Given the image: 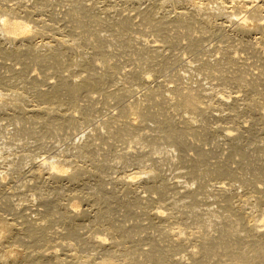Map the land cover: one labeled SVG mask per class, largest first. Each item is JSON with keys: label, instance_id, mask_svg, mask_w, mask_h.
<instances>
[{"label": "bare ground", "instance_id": "6f19581e", "mask_svg": "<svg viewBox=\"0 0 264 264\" xmlns=\"http://www.w3.org/2000/svg\"><path fill=\"white\" fill-rule=\"evenodd\" d=\"M3 1L4 0H0V59L15 60L12 62L15 63L17 61L22 67L20 65V70L18 68L17 70L14 68H7L8 71L5 70L7 71L6 74L9 72L7 76H3L4 71L1 72L0 70V91L3 93L0 99V117L5 116L8 123L13 126H11L13 130H11L12 138L9 140L10 137H7V141L4 139L3 141V123L1 124L2 127L0 125V157H3V161L6 160V163L8 162L7 165L10 164V166H12V170L9 167L10 171H13L14 174L16 173L17 176L20 174V169H22L21 165H25L26 162L29 163L31 158H33L31 154H28L31 152L32 148H34L35 151L37 150L36 148L42 149L43 147L44 149L49 137L54 140L57 139L59 135L61 136V133L62 135L63 133L65 134V136L62 137L66 140L68 131L73 132L70 130L75 128L80 122H89L92 115L96 113L94 110L98 109V111H96L99 112L100 109L96 107V109H93L94 104H91L94 103L92 101L93 97H91L93 92L100 93L105 99L112 98L116 101H120L134 85L140 86L144 84V86L148 87V90L145 91L140 98L122 103L123 105L119 106L117 113L109 115L104 123L105 130L94 131L91 129L93 131H89L87 135L83 134L86 136L82 141L70 142L69 145L68 143L66 144L65 151L62 152L63 155L66 153L64 158L66 159L68 158L67 156H71L73 159H76V161H87L89 163L87 167L84 165L82 168V165H80L81 163L77 166L75 160L69 161L71 163L75 161V164H69V162H67L68 160L66 161L63 155H60V152L59 156L63 159H45L47 155L42 161L39 163L37 162V166L32 169L34 179L38 182L43 180V178L46 179L48 175L49 178L51 177L49 181L54 179V184L50 182L53 186L49 191L46 187L49 183L44 186L45 188L43 187V190L46 189L47 192L44 194L42 193L39 202L42 201L44 209L36 211V214L33 213L35 215L20 214L21 212H18L20 210H15L14 213L16 214V218L14 219L11 217L15 222L11 223L10 221L6 223L4 221L5 217L3 215L1 216L4 218L0 216V227L7 232L5 233L3 231L5 234H3L4 236L2 240H0V264H64L63 259H61L62 255H59V258V256H57L58 252L56 253L59 247L55 250V246L64 245L65 242L74 250V252L72 250V252L69 251L68 253L64 248L68 253H65L67 257V260L65 258V264H109L113 258L112 256L122 249L119 248V250H115L114 248H118V246L122 245L126 246L125 243L127 242L131 245L129 247L126 246L129 249L127 252L125 251L126 255L124 256H128L123 260L127 261L126 259L128 258L130 264L131 261L132 264H181L179 262L180 260H176L172 257V253H175L176 250L188 254V262H186V264H264V156L259 155L260 152L258 153L259 149L264 153V144L257 146L260 142L258 143L257 140L259 137L256 138V136H260V134L257 135L259 131L260 133L262 130L264 132V73L261 74L260 71H258L260 74L256 72L258 73V75L255 73L257 76L250 77L249 75H254V73L248 70V72L251 73L249 74L244 67L238 66L236 63L237 60L235 59L236 56L234 55V57L232 55L233 51H231L235 44L237 46L239 45V47L241 46L246 49V52L253 54V57L255 55L258 58L257 61L260 60V63L264 66V38L262 36L256 37L255 40H253L255 42H252V39L250 40V37H248L251 42L245 41L248 40L245 35L255 32L259 34L260 31L262 32L264 30V0H245V4L239 2L238 8L244 5L242 10L245 11L240 19L235 17L236 12L234 11L235 14H233L234 12L232 13L231 11L233 9L229 7L228 3L231 0L228 2L227 0H150L148 4H146L148 1L143 5L138 3L142 6H137V11L132 8L133 3L130 2V0H122L123 3L129 1V5L132 3L130 8L138 13V18L140 19V22H137L139 23L138 25H141L142 29L145 28L147 31L155 33L157 35L156 39L161 42V44H148L145 39L147 44L140 43L137 49L138 57L141 60L139 66L135 69L123 71V73L119 72L117 66L113 63L105 62L104 69L100 72L95 71L93 65V55L99 57L100 60H104L107 54L106 48L108 44L113 43L126 46L130 41L132 32L134 33L135 25H137L135 22H132L133 19H130V17L118 15L116 11L120 8L115 9L116 6H113L115 3L111 5V2L108 4L105 0H99L103 4V6H101L102 4L98 3H96V5H90L91 2L87 5V0H63L64 2H69V5L66 4L68 6L65 8L67 11L65 10L66 14H64V16L67 15L66 17L72 25L68 26V31H65L63 35L66 36L65 38L68 37V39L58 36H51L52 39H50V37L46 36L47 39L49 38L50 40H44V42L40 44L36 43V41L32 42L34 39L30 40L31 38L23 42L25 37L20 35L23 34L26 36V33L32 30L34 36L38 34L40 37L43 34L46 35L47 33L45 31L51 30V28L55 30L58 25L57 22L60 21H58L57 15L55 14L56 10L54 12L52 8V5H54L51 3L52 1L10 0L13 2L11 5H7L5 2L6 0L4 1L6 4H4ZM28 1H30V4H27ZM54 1L57 2L56 7L58 6V2L64 3L63 1L61 2V0ZM226 2L228 6H226ZM212 3H216V5L213 7L211 6ZM97 4L101 7L98 8L99 6H97ZM127 6H124V8ZM227 7L231 10L227 11ZM112 10H116L113 12L119 17L113 18L114 14L111 17ZM119 11L123 12L122 7ZM61 16L63 17V15ZM217 17H225L226 20L232 24V32L230 30L232 33V35H230L232 37H229L227 33V36L232 40L227 37V41L225 39L223 45L218 48L215 46V48H217L216 51H218L217 53H219L218 56L210 54L206 59H198L195 53L197 49L200 47L202 48L203 42L206 40L205 38H207L206 35L209 34L208 36H210L212 33L221 32L220 30L223 26V22H217ZM20 18L23 20H20ZM37 22L39 24L41 22L42 25H37ZM137 26L136 30H138V28L140 29L141 26L138 28ZM194 31L200 32V34L194 35ZM222 33L220 34L221 36ZM61 34H63V32ZM30 35L31 34H29V36ZM261 35H263V33ZM179 36H184L187 40L185 45L182 46L185 51L187 50V54L189 51L191 54L194 53L196 57L194 54L192 56L193 58L191 57L192 64L189 63L188 66H186L185 72L187 73L180 72L181 68H179L171 74H166L164 70L169 68L172 64L171 62L177 61L175 60L177 57H175V59H173V57V60H171L170 57H165L163 48L177 47L179 45ZM243 36L245 40H243ZM254 36L256 35H253V39ZM223 37L224 36H222V40L224 39ZM233 37L237 41H235ZM39 39L43 41V39ZM157 40L154 39L153 42ZM228 40L231 42L234 40L235 42L233 41L231 43L228 42ZM150 42L152 43V40H150ZM5 60L4 62H7ZM0 61L3 62V60ZM4 62L2 64L0 63L1 67H4ZM6 66L7 64L5 68ZM9 66H11V63L8 67ZM30 66L38 68L40 72L42 71L45 75V72H47L46 70L51 68V72L53 73V75L52 73L51 75L56 78L54 79L55 81L52 82L48 80L52 83L47 84L45 82L48 87L41 89L39 87L41 81L35 77L28 76L30 72H27V69ZM76 68H82L86 71V74L83 76L72 74L65 76L62 74V70L64 69L70 70L72 73ZM230 69L233 70L231 71ZM214 71H217V73H214ZM151 73L162 74L164 78L160 80L155 78L156 80L154 79L155 83L153 84L150 82V79L153 80ZM115 78L121 79L123 88L116 91L107 90L106 84ZM213 79H215L214 83L211 82ZM44 81L47 80L45 79ZM170 83L172 84L168 85ZM227 84L229 86L233 85L230 87L235 86L238 88L236 92L240 91L242 93L241 96L237 94L234 95V90L232 91L234 92L232 93L233 96L227 93L231 96V101L227 100L226 97H224L227 96V94L223 96V91L220 92L221 90L218 88H222L223 85L228 86ZM80 96L86 97L85 102H89L90 98L92 102L90 101L91 103L88 105L85 103V106H83L84 103L80 105L78 104V99L82 98ZM28 102H31V107L26 108L25 104L27 105ZM24 110L27 112H24ZM73 110L79 112V118L71 114ZM228 110L229 112L231 111V113L233 112V114L229 113L227 115L226 113L228 112L226 111ZM223 112L226 115H224ZM243 116L246 121H251V127L247 128V123L246 126L242 125L243 122L242 124L240 123L239 119ZM256 125H260V128H256L258 127ZM65 129H67V132H62ZM233 130H236V133H232ZM67 135L71 134L69 133ZM210 136L214 138L221 136L220 139H225L230 146L231 153L228 155L226 153L227 150H224V154L226 153L225 155L229 156V161L233 156L236 157L235 159L238 158V163L232 158L234 163L229 164V161H226V156L222 154L223 157L225 156L224 160L218 151L216 152L223 158V160L222 158L220 159L221 163L218 161V163L212 164L217 156L214 157L215 159L212 163L208 162L209 158H212L210 155L212 154L211 156H214L217 153L213 155L214 152L211 153L213 149L209 148V150H206L207 148L204 150L202 144L201 147H199L200 144L198 145L197 143L198 146H195L196 144H194V141H206ZM69 138L68 136L67 140ZM214 138H211V140ZM95 139L107 141V143L102 141L103 144L106 145L104 148H107V145L108 147H114V145L116 147L118 142H122L125 139L134 140L141 146L136 151H130L131 153H127V151L126 153L122 152V154L120 152L118 155L117 151V155H113L110 151L115 152L117 149L115 151L112 148V150H100L97 145L102 144V142L96 140L98 142L95 143ZM223 139L221 141H223ZM217 140H219V138ZM256 140V146L258 147V151H256L258 154L254 150L256 146L253 148V142H256ZM259 140H261V138ZM61 141H59V144H61ZM209 141L207 140L206 142ZM227 142L225 145H227ZM49 143L51 144V142H48V144ZM249 144L250 147L252 145L253 149L249 147L252 153L248 150L247 146H249ZM50 146L52 147V145ZM190 147L195 150L194 156L188 153L184 154V151H189L190 149L188 150L187 148ZM222 147H224V145ZM21 148H24V150L26 149L25 152H20V150H23ZM253 150L256 155H258L257 158L261 156L263 160L258 158L259 162L255 161L254 159L256 156L254 159L252 157L254 155ZM26 151L29 152L27 153ZM190 152L194 153L191 150ZM229 152L228 149V153ZM186 154L189 155V157H191V155L193 157L186 159ZM233 161L230 162L232 163ZM235 161L238 165H235ZM31 162L33 163V161ZM113 164H119V166L123 164H133L136 165V167H143V169L141 168L143 172L135 171V169L133 173H139L140 175L143 173V176H147L148 179L145 178L147 181L149 180V182H139V180L138 182L139 184L143 183L141 187L149 195H157V197H154L157 203L152 197H147L146 200L143 197V201L141 196L138 197V195H135V190L139 188L138 182H135L137 180H135L137 177L136 175L125 174L123 177L121 176L117 177V180L115 179L116 182L114 181V183L117 185L119 184V188L121 189V191L118 190L120 191L119 194L122 193L120 197H118V193L116 196V192L106 191L102 182L103 173L101 175V170H105L104 168H106L107 172V168H110L111 165L114 166ZM232 165H235L237 168H233L234 166L232 167ZM166 172L172 174L177 172V177L179 173L185 181L179 176L183 182L180 180L182 183H178L183 185L187 184L185 189L183 191L177 189L175 183H173L174 181H172L173 184L168 183L164 177ZM14 174L11 175L14 176ZM64 175H66L65 178H68L72 184V189L74 191H80V194L84 190H81V186L85 181L84 179L90 177L95 180V182L93 181L94 183L91 190L89 189V191H93L92 195L87 197L89 198V201L87 200L89 203H87H91L94 206L93 209H95V211H92L95 214L90 216L91 213H89V219H87V214L85 213L87 211H84L85 218L87 219H85L87 222L86 224H76L80 222L79 220H75L76 223L73 222L74 218H78L79 216V213L78 216H76L78 211L75 209L77 205L75 202L77 201H69L66 204L64 201H61V197L65 194L62 188L64 186L61 187V182L57 184L54 181L60 180ZM142 178L143 177H141V180ZM87 180H89V178ZM105 180H107V178H105ZM40 182H42V184L47 183H45V181ZM184 182H186V184H184ZM256 182H259L262 186ZM80 183L82 184L79 187ZM85 183H88V181ZM41 186L42 185H39V187ZM66 187L67 186L64 188L66 189ZM68 187L66 190L71 189L69 185ZM82 188H84V185ZM17 189L16 191L18 192ZM9 190H11V188ZM73 190H71L72 194L74 193L72 192ZM41 191L42 190H40V192ZM86 192L87 191H85V193ZM38 193L35 194L37 195ZM74 194L76 195L77 193ZM82 195L85 196V194ZM10 197H12V194ZM171 198L174 200L176 198V200L172 201L170 200ZM209 198H213L215 201L211 200L212 205L217 204L215 209L210 207L204 208L203 205V208H197V205H200L204 200L207 201ZM251 198L253 201H251ZM153 201L156 204H160L158 209L163 207L166 203H169L168 205L170 207V204H177L181 208L183 207L185 211L178 209L182 214L184 213L183 216H185L181 221H185L181 223L179 220L180 222L178 221L177 223H180V226L183 227L181 229H184L182 231L186 232V234L185 236L180 235V237L175 235V237H178L173 238L172 236L174 235L172 234L174 233L171 234L170 231L167 230V227L170 229L175 224L172 225L173 222L168 220L169 217L168 219L165 217L168 221L163 218L162 215L164 216V214L160 215L155 213L152 218L149 216L152 225L150 227L158 230V235L156 237L155 235L153 237L151 236V238L149 237L147 240L148 245L145 244V247L146 245L148 247L144 249L141 245L140 247H142V249H140L136 246L137 241H135L137 238L136 236L139 234L134 236L130 226L128 227L125 225L126 223L120 222L121 220L116 221V217L114 218L113 215L116 214L118 210H121L124 211V215H122L124 218H129L126 216L133 215L134 213L136 216L137 213L133 211L136 206L141 207L142 211H148ZM81 202H83V200ZM211 203L209 202V204ZM246 204H251L250 209L248 207L249 211H247L248 209L246 210L247 206H249ZM10 205L4 203L3 207H1L2 211L4 209L9 210L11 208ZM168 205H166V207ZM173 209L172 207V210ZM169 210L171 211V209ZM254 210L259 213L257 218L254 216L255 214L253 215L254 217L252 216ZM170 211H168L169 215L172 214H170ZM151 212L154 214L152 210ZM176 213L177 212H175L174 219L177 216ZM173 216V214L170 216V220L173 219ZM179 216H177V218ZM183 216H180L179 219ZM139 217L141 216L139 215L138 218ZM122 221H124V219ZM136 221H134V223H136ZM139 223H141V220ZM188 224L193 226L197 225V227L195 226L196 230H186ZM79 227L87 228L88 232L80 235L82 231L80 233L78 232ZM142 228L143 227H141V229ZM173 228L175 230L176 226ZM135 229L136 228L132 229L133 232ZM180 232L179 234H183ZM133 236L136 238L134 239ZM136 240H138V238ZM53 242L56 244L52 246ZM166 242L169 243L165 245L164 243ZM193 242L195 244V249L192 250L191 248L194 247L192 246L191 248L189 247L188 250L189 244H193ZM49 243H51V246L48 245ZM44 244L48 246L43 247ZM16 246L20 247L17 248L20 254L18 258L13 257L15 254L13 256L9 254L10 250H13ZM81 246H88L90 249H88L89 252L87 254L82 253L83 249H81ZM111 247L114 248L111 249ZM113 250L116 252L114 253ZM123 250L122 252H124ZM97 251H99V255L102 254V258L99 256L100 258L98 259L93 256V253L96 254ZM100 251H103L104 254L100 253ZM121 254H119V256ZM124 256L121 258H124ZM121 258H119V260H121ZM115 260L118 264L119 260L114 258L113 262ZM120 262L123 263V261H119V264ZM182 263H185L184 259Z\"/></svg>", "mask_w": 264, "mask_h": 264}, {"label": "rangeland", "instance_id": "374dc122", "mask_svg": "<svg viewBox=\"0 0 264 264\" xmlns=\"http://www.w3.org/2000/svg\"><path fill=\"white\" fill-rule=\"evenodd\" d=\"M5 1V0H4ZM3 1V3L4 4H6L7 3V5H11L13 2L12 1H10V0H6L5 2ZM48 1H52L51 3H53L54 5H52V8L54 9V12H55V10H56V12H55V14L57 15V18H58V21H60V22H57L58 23V25L56 26V28H55V30H54V28L52 29L51 28V30L53 31H51V30H47V31H45L47 34L46 35H41L40 37H39V35L37 34V35H33L32 34V30L29 32V33H26V36L25 35H23V34H21L20 36H24L25 37V40H23V42H26V41H28L30 38V40H32V39H34V41L32 40V42H35L36 41V43H40L41 44V42H44V40L45 41H47V40H50V39H52L51 38V36H53V37H66V36H63L64 35V33H65V31H68V26H72L70 23H69V19L66 17V16H64V14H66V12H65V8L69 5V2L68 1H66V2H64L63 0H61V2L63 1L64 3L63 4H65V5H63L62 3H59L58 2V6L56 7V5H57V2L56 1H54V0H48ZM112 1H114V0H109V1H107V0H105V2L106 3H108V4H110L109 2H111V5H112V3L114 4L113 6L115 7V9H121V7H122V10H123V12H121V11H116V10H112V13H111V17L113 16V14H114V17L113 18H115V17H119L118 15H120V16H128V17H130V19H133L132 20V22H135V24H139V23H137L138 21L140 22V19L138 18L139 16H138V13H136V11H137V6L139 7V6H142L144 3H146L147 1V3L146 4H148V3H150V0H133V1H131L130 0V2H132L133 3V6H132V3H131V5H129L130 4V2L128 1V2H124L123 3V1L122 0H115L114 2H112ZM228 1H230V0H227V2ZM244 1L245 0H231L228 4H229V7H231V9H233V10H231L229 7H227V11L228 10H231L232 11V13L235 11L236 12V14H235V12L233 13V14H235L234 16L236 17V18H238V19H240L243 15H244V13H245V11L244 10H242V7L244 8V5H242V7L240 6L239 8H238V5L240 4V3H242V4H245L244 3ZM90 2H91V4H90ZM100 2V3H99ZM118 2V3H117ZM143 2V3H142ZM215 2V1H214ZM227 2H226V4H227ZM240 2V3H239ZM96 3H98V4H102V2L101 1H99V0H97V1H95V0H93V3H92V0L90 1V0H87V2H86V4L88 5V4H90V5H96ZM129 3V4H128ZM137 3V4H136ZM138 3H141V4H138ZM232 3H234V4H232ZM27 4H30V1H28L27 2ZM66 4H68V5H66ZM97 4V6H99L98 8H100L101 6H103V4L100 6V5H98ZM118 4V5H117ZM121 4V5H120ZM124 4V5H123ZM228 4L226 5V6H228ZM120 5V6H119ZM128 5V6H127ZM216 5V3H212L211 4V6H215ZM230 5H233V6H230ZM60 6V7H59ZM64 6V7H63ZM118 6V7H117ZM124 6H127V7H125V8H127V9H125L124 8ZM132 6V8H134L136 11H134L132 8H130ZM56 9H55V8ZM60 9H59V8ZM62 8V9H61ZM241 8V9H240ZM64 9V10H63ZM132 9V10H131ZM217 10V9H216ZM240 10H242V11H240ZM67 11V10H66ZM113 11H116V13L118 14H116L115 12H113ZM238 11V12H237ZM240 11V12H239ZM119 12H120V14H119ZM135 12V13H134ZM122 13V14H121ZM124 13V14H123ZM238 13V14H237ZM240 13V14H239ZM127 14V15H126ZM59 15V16H58ZM61 15H63V17L61 16ZM130 15V16H129ZM7 16V15H6ZM45 16V15H44ZM132 17V18H131ZM224 18L225 17H223V18H216V21L217 22H223V26H222V28H221V32L220 33H212V35H210V36H208V35H206L207 36V38H205L206 40L203 42V45H202V48L200 47L199 49H197L196 50V56H197V58L198 59H206V58H208V56L210 55V54H214V55H217L218 56V54L219 53H217L218 51H216L217 50V48L219 47V46H221V45H223L224 44V40L226 39V41H227V35L229 34V37H232L231 35H232V24L228 21V20H226V18H225V20H224ZM220 21H219V20ZM223 19V20H222ZM20 20H23L22 18H20ZM226 21V22H225ZM62 22V23H61ZM65 24V26H64V24ZM31 24V23H30ZM39 23L37 22V25H38ZM40 24H41V22H40ZM39 24V25H40ZM68 24V25H67ZM231 24V25H230ZM31 25H33V24H31ZM30 25V26H31ZM42 25V24H41ZM67 25V26H66ZM137 25H135V29H134V33L132 32V34H131V37H130V41L126 44V46H121V45H117V44H113V43H110V44H108V46H107V54H106V56L104 57V60H100V58L99 57H96V56H94L93 55V62H94V69H95V71H97V72H100V71H102L103 69H104V63L105 62H107V63H113V64H115L116 66H117V69L119 70V72H122L123 73V71L125 72V71H128V69H135V68H137L138 66H139V64H140V62H141V60L139 59V57H138V54H137V49H138V46L140 45V43H142V44H144V43H146V41H147V43L149 44H154V43H160L161 44V42H159L157 39H156V37H157V35L155 34V33H153V32H151V31H147V29H142V26L140 27L139 25L137 26ZM225 25H227V26H225ZM61 26V27H60ZM136 26H137V28L138 27H140V29H142V30H140L139 28H138V30H136ZM65 27H66V29H65ZM231 27V28H230ZM50 28V27H49ZM70 28V27H69ZM224 28V29H223ZM229 28V29H228ZM228 29V30H227ZM62 30H64V31H62ZM230 30H231V32H230ZM57 31V32H56ZM51 32V33H50ZM58 32H59V35H58ZM63 32V34H61ZM218 32V31H217ZM223 32V33H222ZM226 34H225V33ZM230 32V33H229ZM257 32H259V31H257ZM222 33V36H224L223 38V40H222V36L220 35ZM228 33V34H227ZM263 33V35H261V34ZM29 34H31L30 36H29ZM50 34V35H49ZM193 34L194 35H199L200 34V32H197V31H194L193 32ZM218 34V35H217ZM225 34V35H224ZM231 34V35H230ZM256 35V36H254V39H253V35ZM27 35H28V37H27ZM35 37H33V36ZM248 35H250V36H248ZM50 37V39L48 38L47 39V37ZM260 36H262L263 38H264V30L261 32H259V34L258 33H251V34H247V35H245V37L248 39V40H245L244 39V36H243V40H245V41H250L251 39V41L252 42H255V41H253V40H255V38L256 37H260ZM28 39H27V38ZM45 37H46V39H45ZM226 37V38H225ZM228 37V38H229ZM248 37H250V40H249V38ZM39 38H41V39H43V41H41ZM234 38V37H233ZM65 39H68V37L67 38H65ZM143 39H144V41H143ZM145 39H146V41H145ZM157 40V41H154L153 42V40ZM230 40H232L231 38H229ZM150 40H152V43L150 42ZM178 40H179V45L177 46V47H175V48H168V47H164L163 48V54H164V56L165 57H170V59L171 60H173V59H175V57H177V59H175V60H177V61H174V62H171L172 64L169 66V68H167V69H165L164 70V72L167 74H171V73H173V72H175L177 69H179V68H181V70H180V72H183V73H187V72H185V70H186V66H188V64L189 63H191L192 64V56H193V54H191V53H189V51H188V54H187V50L185 51V49H183V47L182 46H184L185 45V43H186V38L184 37V36H179L178 37ZM230 40H228V42H231ZM234 40H235V38H234ZM233 40V41H234ZM149 41V42H148ZM232 41V42H233ZM235 41H237V40H235ZM234 41V42H235ZM250 41V42H251ZM264 41V40H263ZM231 42V43H232ZM262 42V41H261ZM260 42V43H261ZM146 43V44H147ZM259 43V42H258ZM218 46H217V45ZM235 44V43H234ZM262 44H263V42H262ZM261 44V47L263 48V45ZM215 46L217 47V48H215ZM235 47V48H234ZM233 47V49L231 50V51H233L232 52V55L234 56H236V60H237V65L238 66H241V67H244L245 69H246V71L248 72V70H249V72H253L254 73V75H252L251 73H249V74H251V75H249L250 77L251 76H257L258 75V71H260V73L261 74H263L264 73V66L260 63V60L259 61H257L258 60V58L254 55V57L256 58H254L252 55L253 54H250L249 52H246V49H244V48H242L241 46L239 47V45L237 46L236 44H235V46ZM242 49H244V50H242ZM199 50V51H198ZM248 51H250L249 49H247ZM198 52V53H197ZM195 54H194V56H195ZM180 56H181V58H180ZM195 56V57H196ZM234 56V57H235ZM174 57V58H173ZM179 57V58H178ZM192 57V58H191ZM194 57V58H195ZM238 57V58H237ZM159 58V57H158ZM173 58V59H172ZM180 59V60H179ZM0 60H3V62H4V60L5 59H0ZM190 60V61H189ZM5 61H7V62H4V67H1L0 66V70H1V72L2 71H4L3 72V76H7L8 74H9V72H8V74H6L7 73V71H8V69L7 68H14V69H16L17 70V68L20 70L21 68H20V65H19V63H17V61L14 63V62H12V61H15V60H5ZM2 61H0V63H1ZM2 62V63H3ZM1 63V64H2ZM7 64V66H6V68H5V65ZM10 63H11V66H9L8 67V65H10ZM17 63V64H16ZM13 64V65H12ZM14 66V67H13ZM19 66V67H18ZM21 67H22V65H21ZM32 66H30V67H28V69H27V72H30L29 74H28V76L29 77H35L36 79H39L41 82H40V88L41 89H44V88H47L48 87V85L47 84H50V83H52V82H54L55 80L54 79H56V78H54V76H52L53 75V73L51 72L52 71V69L51 68H49L48 70H46L47 72H45L46 73V75L41 71L40 72V70L38 69V68H34V67H32ZM4 68V69H3ZM5 70H7V71H5ZM30 70V71H29ZM231 71L233 70V69H230ZM262 71V72H261ZM1 72H0V75H1ZM62 74L63 75H65V76H69V75H77V76H83V75H85L86 74V71L85 70H83L82 68H76L75 70H73L72 71V73H71V71L70 70H66V69H64V70H62ZM143 72H145V71H143ZM164 72H162V73H164ZM256 72H258V73H256ZM49 73H50V75H49ZM51 73H52V75H51ZM73 73H75V74H73ZM214 73H217V71H214ZM257 75H256V74ZM259 73V74H260ZM6 74V75H5ZM36 74V75H35ZM48 74V75H47ZM32 75V76H31ZM33 75H35V76H33ZM264 75V74H263ZM37 76V77H36ZM49 76H52V77H49ZM151 76H152V78H153V80L152 79H150V82H152L153 84L155 83V80L157 79H162V78H164L163 76L164 75H162V74H159V73H151ZM48 79H47V78ZM76 77V76H75ZM151 78V77H150ZM156 78V79H155ZM42 79V80H41ZM47 80V81H44V80ZM155 79V80H154ZM52 81V82H49V81ZM44 83H43V82ZM214 81H215V79H213V80H211V82H213L214 83ZM47 84H46V83ZM47 86H46V85ZM123 83H122V81H121V79H119V78H115V79H113V80H111V81H109L107 84H106V87H107V90H109V91H112V90H114V91H116V90H121L122 88H123V85H122ZM151 84V83H150ZM153 84H151V85H153ZM172 83H170V84H168V85H171ZM228 85V84H227ZM230 86H233V85H230ZM229 85L228 86H222V88L221 87H218L221 91L220 92H222V94H223V96L224 95H226L227 93L228 94H232V93H234V95L235 94H237V95H240L241 96V92L240 91H237L236 92V90H238V88H236L235 86L234 87H230ZM217 88V89H218ZM219 89H218V92H219ZM148 90V87H146V86H144V84H141L140 86H137V85H134V86H132L131 87V90H129L125 95H124V97L120 100V101H116V100H114V99H112V98H104V96L103 95H101L100 93H98V92H93L91 95V97H93L92 99L90 98L89 100L91 101H93L94 103H91L89 100V102H85V96H80V97H82V98H80V99H78V104H80V105H82L83 103V106H85V103H86V105H88L89 103H91V104H94L93 105V109H96V108H99L100 110H99V112H97L98 111V109H96V110H94L96 113L94 114V112H93V114L94 115H92V117H91V119H90V121L89 122H87V123H84V122H80L75 128H72V130H70V129H68V130H70V131H73V132H69L68 131V133L67 134H71V135H67L66 134V137L68 138V136L70 137L68 140H67V138H66V140H64L63 139V137L62 136H65V134L63 133V135H62V133H61V136L59 135L58 136V140L57 139H54L53 140V138H51V137H49V139L47 140V138H46V140H47V145L49 146H45L44 147V149H43V147H42V149H40V151H39V149L38 148H36L37 150L36 151H38V152H36L35 151V149L34 148H32V149H34V150H32L31 149V152H29V151H26L28 154H31V157H33V158H31V160L29 161V163L28 162H26L25 163V165L24 164H22L21 165V168L22 169H20V171L21 170H23V171H21V172H23V173H21L20 171H19V173L20 174H18V176H20V177H18L17 175H16V173L14 174L13 173V171H10V168H11V170H12V166H10V164L9 165H7V163H6V160L5 161H3V157L1 158L0 157V161H2V162H0V180H2V181H0L1 183H0V200L2 201H0L1 203H0V205L4 202V199H5V204L7 203L8 205H10L11 206V208L8 210V209H4L3 211H2V209H1V207H3V205H4V203L0 206V209H1V213H0V216L1 215H3L4 217H2V218H4V221L7 223V221H8V223H9V221H10V223L11 222H15L14 221V219L16 218L15 217V213H14V211L16 210V211H18V210H20V211H18V212H21L20 214H25V215H30L31 216V214H32V216L33 215H35L36 214V211H39V210H42V209H44V204L42 203V201L41 202H39L41 199H39V198H41L40 196L42 195V193L44 194V193H46L47 192V190L49 191V189H52V186L53 185H51V183L52 184H54L53 183V180L54 179H52V181H49V180H51L49 177H48V175L46 176V179L45 178H43V180H40V181H45V183L46 184H42V182H40V181H38L37 182V180H35L34 179V177H33V175H32V173H33V170L32 169H34L37 165L36 164H38L40 161H42L43 160V158H45L47 155V158H45V159H51V160H59V159H63L65 156H66V153L63 155V151H65V147H66V144L68 143V145H69V143L70 142H79V141H82L84 138H85V136L87 135V133L89 132V131H103V130H105V122H106V120H107V118L109 117V115H112L113 113H117V111H118V109H119V106L121 105H123L122 103H126L127 101H131V100H134L135 98H140L143 94H144V92L145 91H147ZM235 90V91H234ZM232 91H234V92H232ZM229 92H231V93H229ZM227 94V96H224V97H226V99L227 100H230L231 99V96H233V94L230 96V95H228ZM2 96H3V93L0 91V99L2 98ZM228 96H230L229 98H227ZM88 99V98H87ZM87 101V100H86ZM231 101V100H230ZM229 102V101H228ZM30 104H31V102H28L27 103V105L25 104V107L26 108H28V107H31L30 106ZM79 105V106H80ZM25 107H23L24 109H26ZM96 107V108H95ZM26 110H24V112H25ZM27 112V111H26ZM225 112V111H224ZM224 112H223V114H224ZM226 112H228V113H226L227 115L229 114V113H231V111L229 112V110L228 111H226ZM71 114H73V116L74 117H76V118H79L80 116V114H79V112L77 111V110H73V111H71ZM226 114H224V115H226ZM231 114H233V112L231 113ZM4 118V120H3V118ZM0 125L2 124L3 125V128H2V130H4L3 131V133L4 134H2L3 135V137H2V140L4 139L5 141H7V137H10L9 138V140L12 138V125L11 124H9L8 123V120L6 119V117L5 116H1L0 117ZM6 119V120H5ZM242 119V120H241ZM241 119H239L240 120V123L242 124V122H243V126H246V123H247V128H249V127H251L252 125H251V121L249 120H247L246 121V119H245V117L243 116ZM244 120V121H243ZM88 124V125H87ZM249 124H250V126H249ZM2 125H1V127H2ZM225 125V124H224ZM12 126V127H11ZM256 126H258V127H256ZM255 127L256 128H260V125H256ZM91 129H93V130H91ZM12 130V131H11ZM10 131V132H9ZM234 131V130H233ZM232 131V133H236L235 131L233 132ZM9 132V133H8ZM62 132H67V129H65L64 131H62ZM6 133H8V134H6ZM219 133V132H218ZM263 133V134H262ZM76 134V135H75ZM83 134H86L85 136L83 135ZM258 134H260V136H256V138L257 137H259V138H257V140H258V143L260 144H258L257 146H261V145H263L264 144V132H263V130H262V132L260 133V131H259V133H257V135ZM7 135V136H6ZM77 136V137H76ZM62 137V138H61ZM83 137V138H82ZM6 138V139H5ZM62 140H60V139ZM65 138V137H64ZM71 138H73V139H71ZM209 139H207L208 141L209 140H211V138H214V137H208ZM219 138V140H217V139ZM221 138V136H219V137H215L214 139H216V140H214V139H212L211 141H209V142H206L205 140H202V142H200V140H199V142L197 141V140H195L194 142V144H200V146L199 147H201L202 145L204 146V147H202L204 150L206 149V150H209V149H213V150H211V153L212 152H214L213 153V155L215 154V153H217L216 151H218V153L220 152V155L223 157V155L222 154H224V152L226 151V153L228 154V155H230V153H231V150H230V146L228 145V142L227 141H225V139H223V141H224V143H223V141H221L222 139H220ZM261 138V140H259ZM79 139V140H78ZM3 140V141H4ZM8 140V141H9ZM96 140H100V139H95V143H97L98 141H96ZM193 140V139H192ZM257 140H256V142L254 141L252 144H253V148H254V146H256V144H257ZM56 143H55V142ZM59 141H61V144H59ZM101 142L103 141L104 143H107V141H105V140H100ZM197 141V142H196ZM217 141V142H216ZM48 142H51V144L49 143L48 144ZM103 142H102V144H103ZM221 142H222V144H221ZM226 142H227V145H225L226 144ZM100 143V142H99ZM117 143V142H116ZM116 143H114V144H116ZM213 143V144H212ZM57 144V145H56ZM102 144H99V145H97V147H98V149L100 148V150H110L111 148L112 149H114V151L115 152H112V151H110L113 155H117V153H118V155H119V153L121 152H127V153H129L130 151L132 152V151H136L141 145L140 144H137L134 140H131V139H125V140H123L122 142H118V144H117V146L115 147V145H114V147H108V145H107V148L105 147L104 148V146H106V145H102ZM195 145V146H198V145ZM202 144V145H201ZM217 144V145H216ZM50 145H52V147L50 146ZM213 145V146H212ZM218 145H220V146H218ZM224 145V147H222ZM248 145V144H247ZM53 146H55V147H53ZM101 146H102V149H101ZM227 146V147H226ZM255 147L254 148V150L256 151L257 149H258V147ZM193 147V146H192ZM210 147H213V148H210ZM218 147V148H217ZM248 147V150L249 151H251V149H253L252 148V145H251V147H250V144H249V146H247ZM251 149H250V148ZM104 148V149H103ZM209 148V149H208ZM226 148V149H225ZM229 149V153H228V149ZM20 149V148H19ZM21 149H23V150H20V152L22 151H24L25 152V150H24V148H21ZM111 149V150H112ZM188 150L190 149L191 151H195V150H193V148H187ZM215 149V150H214ZM218 149V150H217ZM222 150V151H220V150ZM44 150V151H43ZM190 150L189 151H184V154L185 153H188V154H192L193 156H194V154H195V152L194 153H192V152H190ZM225 150V151H224ZM253 150V151H254ZM118 151V152H117ZM255 151H254V155L252 156L253 157V159H254V157L256 156V158L254 159L255 161H258L259 162V159H262L263 157H261V156H264V153L262 152V151H260V149H259V151H258V153H259V155H261L260 157H258L257 158V156L258 155H256V153H257V151H256V153H255ZM59 152H60V155L62 154L63 155V158L61 157V156H59ZM117 152V153H116ZM130 152V153H131ZM222 152V153H221ZM261 152H262V154H261ZM114 153H116V154H114ZM215 154L214 156H211L210 155V157H212L211 159L209 158V160H211V161H209L208 160V162H210V163H212V161L215 159L214 157H216L217 156V158H216V162L215 161H213V163L212 164H214V163H218V161L221 163V158L222 157H220V155L219 154ZM225 153V154H226ZM250 153H252V151L250 152ZM257 153V154H258ZM33 154V155H32ZM123 154V153H122ZM224 154V155H225ZM38 155V156H37ZM55 155V156H54ZM191 155V157H193ZM4 156V155H3ZM226 156V155H225ZM224 156V157H225ZM236 156V155H235ZM40 157V158H39ZM60 157V158H59ZM68 158H64L67 162H69V161H73V160H75L76 161V159H73L71 156H67ZM185 157H187L186 159H188V158H191V157H189V155H185ZM219 157V158H218ZM223 157V158H224ZM223 158H222V160H223ZM226 161L228 160L229 161V156H226ZM231 158V157H230ZM233 159H235L236 157H232ZM230 159V161H233V159ZM40 159V160H39ZM72 159V160H71ZM218 159V160H217ZM257 159V160H256ZM224 160H225V158H224ZM236 161L238 160V158L237 159H235ZM263 160V159H262ZM31 161H33V163L31 162ZM74 161V162H75ZM84 161V160H83ZM228 162L229 164H233L234 163V161L231 163V162ZM236 161H235V165L238 163V161H237V163H236ZM38 162V163H37ZM74 162H72L73 164H75L76 163V165L77 166H79V164L80 165H82L81 167L83 168L84 167V165H86V167L89 165V163L87 162V161H84V162H82L81 160H77L75 163ZM223 162V161H222ZM2 163V164H1ZM29 165H28V164ZM64 163H66V162H64ZM72 163L71 162H69V164H71L72 165ZM78 163V164H77ZM6 166H5V165ZM33 167H31V166ZM34 165V166H33ZM114 165V164H113ZM118 165V166H117ZM121 165V164H120ZM132 165V166H131ZM235 165H232V167L233 168H235L236 166ZM238 165V164H237ZM26 166V167H25ZM112 166V165H111ZM110 166V168H107V172H106V168H104L105 170H101V175H102V173H103V177H102V182H103V185H104V188L106 189V191L108 190V192H111V191H113V192H116V196H117V193L119 194V192L121 191V189L119 188L120 186H119V184L117 185L116 183H114V181L116 182V180L118 179L117 177H123L125 174L126 175H128V174H131V175H136L137 177L135 178V182H138V180H139V182L140 181H143V182H149V180L147 181V176H143L144 174L143 173H141V175L139 174V173H137V174H135V173H133V172H135V171H141V172H143V167H136V165H133V164H123V165H121V166H119V164H116V165H114V166H112L111 167ZM133 166H135V167H133ZM10 167V168H9ZM30 167V168H29ZM85 167V168H86ZM109 167V166H108ZM231 167V166H230ZM69 168H70V166H69ZM114 168V169H113ZM116 168V169H115ZM139 168V169H138ZM237 168V167H236ZM136 169V170H135ZM141 169V170H140ZM135 170V171H134ZM30 171V172H29ZM103 171V172H102ZM104 171H105V175H104ZM132 171V172H131ZM7 172V173H6ZM10 172V173H9ZM109 172V173H108ZM128 172H131V173H128ZM28 173V174H27ZM175 173V172H174ZM172 174V173H170V172H166L165 174H164V177L166 178V180H167V182L168 183H170V184H173V183H175V186L177 187V189H179V190H181V191H183L184 189H185V187H186V182H184V184H186V185H183V184H179V183H182L183 181H185V179L184 178H182V176L178 173V177L176 176L177 175V172L175 173V174ZM11 174H14V176L13 175H11ZM107 174V175H106ZM110 174V175H109ZM139 174V175H138ZM24 175V176H23ZM172 175V176H171ZM44 176V177H45ZM65 176L66 175H64L63 177H61V179L60 180H58V181H54L55 183H60V186L62 187V186H67L68 187V185L70 186V190L68 189V190H66L67 189V187H66V189L64 188V187H62L63 189H64V192H65V194L61 197V201L63 202L64 201V203L66 204L67 202H69V201H73V202H75V201H77V202H75V204H77L76 205V210L78 211L77 212V214H76V216H78V213H79V216H78V218H74V220H73V222L74 223H76V221H80V222H77L76 224H78V223H83V224H86L87 222H86V220L87 219H89V216H88V214L89 213H91V215L90 216H92V215H94L95 213L92 211V210H94L95 211V209H93V205L91 204H88L89 202V198H87L89 195H92V192L91 191H89V189L91 190V187H92V185H93V183L95 182V180L93 179V178H90V177H88L89 178V180H87L88 178H86V179H84L82 182H83V184L82 183H80V185H79V187L81 186V184H82V186H81V190L82 189H84L85 191H87L86 193H87V196H86V193H85V191L83 190V192L80 194V191L78 192V191H74L73 189H72V184L70 183V181H69V179L68 178H65ZM104 176H105V178H107V180H105V178H104ZM108 176V177H107ZM110 176V177H109ZM175 176V177H174ZM179 176H181V178L183 179V181L181 180V178L179 177ZM12 179V181H11V179ZM141 177H143L142 178V180H141ZM147 179H146V178ZM169 177V178H168ZM20 180H19V179ZM49 178V179H48ZM63 178V179H62ZM104 178V179H103ZM113 178V179H112ZM172 178V179H171ZM18 179V180H17ZM33 179V180H32ZM48 179V180H47ZM111 179H112V181H111ZM116 179V180H115ZM178 179V180H177ZM9 180V181H8ZM111 181V183H110V181ZM145 180V181H144ZM180 180L182 181V182H180ZM35 181V182H34ZM66 181V182H65ZM86 181H88V183H85ZM94 181V182H93ZM172 181H174L173 183H172ZM175 181H177V182H175ZM10 182V183H9ZM21 182V183H20ZM30 182H31V184H30ZM51 182V183H50ZM69 182V183H68ZM139 182H138V185H139V188H137L136 190H135V192L137 193H135V195L137 196L138 195V197H140L141 196V199H143V201H144V198H145V200L147 199V197H152L153 199H154V201H155V199L156 198H154V197H157V195H155V194H151V195H149L146 191H144L143 189H142V187H141V185L143 184V183H140L139 184ZM179 182V183H178ZM4 183V184H3ZM8 183V184H7ZM35 183V184H34ZM37 183V184H36ZM41 183V184H40ZM49 183V184H48ZM63 183V184H62ZM65 183V184H64ZM67 183H68V185H67ZM256 183H259V182H256ZM11 184V185H10ZM13 184V185H12ZM20 184V185H19ZM42 185L41 187H39V185ZM48 184V185H47ZM87 184H88V186H87ZM117 186H116V185ZM260 184V183H259ZM259 184H257V185H259ZM9 185V186H8ZM19 187H18V186ZM22 185V186H21ZM25 185V186H24ZM33 185V186H32ZM47 185V186H46ZM50 185V186H49ZM83 185H84V188H82L83 187ZM261 186H262V184H260ZM259 185V186H260ZM2 186V187H1ZM44 186H46L48 189L46 190H43V187ZM106 186V187H105ZM115 186V187H114ZM6 187V188H5ZM38 187V188H37ZM85 187H87L88 188V190H87V188H85ZM11 188V190H9ZM18 188V189H17ZM29 188V189H28ZM45 188V187H44ZM69 188V187H68ZM118 188V189H117ZM16 189L18 190V192L16 191ZM104 189V190H105ZM114 189V190H113ZM21 190V191H20ZM37 190V191H36ZM40 190H42L41 192H40ZM71 190H73L72 192H74V193H79L78 194V196L80 197H78L77 196V194L75 195L74 193L72 194L71 193ZM117 190V191H116ZM118 190H120V191H118ZM140 190V191H139ZM18 193H16V192ZM25 191V192H24ZM36 191V192H35ZM38 191H39V193H38ZM67 191V192H66ZM139 191V192H138ZM2 192V193H1ZM34 192V193H33ZM15 193V194H14ZM19 193H20V195H19ZM28 193V194H27ZM35 193H38L37 195L35 194ZM66 193H68V194H66ZM70 193H71V195H70ZM89 193V194H88ZM91 193V194H90ZM3 194V195H2ZM11 194H12V197H10L11 196ZM40 194V195H39ZM82 194H85V196H86V198H85V196H83ZM145 194V195H144ZM66 195H67V197H66ZM82 195V196H81ZM122 195V193H120L119 194V196L118 197H120ZM147 195V196H146ZM21 196V197H20ZM22 196H24V197H22ZM28 196V197H27ZM36 196V197H35ZM65 196V197H64ZM69 196V197H68ZM146 196V197H145ZM173 196V195H172ZM31 197V198H30ZM82 201L83 200V202H81L78 198ZM144 197V198H143ZM66 198V199H65ZM72 198V199H71ZM178 198V197H177ZM69 199V200H68ZM66 200V201H65ZM88 200V201H87ZM170 200H172V201H175L176 200V198H175V200L174 199H170ZM211 200L212 201H214L213 200V198L212 199H208L207 201H202L201 202V204L200 205H197V208H203V206H204V208H207V207H210V208H216V205L217 204H213L212 205V203H211ZM14 201V202H13ZM17 201V202H16ZM153 201V205L151 204V207H149L148 209V211L147 210H145V211H142V209H141V207H139V206H136L135 207V210H133L134 212H136L137 213V217L135 216V213L133 214V215H130V216H126V217H129V218H124V216H122V215H124L123 214V212L124 211H121V210H118L117 212H116V214H114L113 215V217L115 218V220L117 221V220H121L120 222H122V223H126L125 225H127L128 227L130 226V228H131V232H132V234L135 236L136 234L138 235V236H136L137 238H138V240H136L135 238H134V236H133V238L135 239V241H137V247H139L140 249H142V247H140L141 245L143 246V248L145 249L146 247H148L147 245V240H148V238L150 237L151 238V236L153 237L154 235H155V237L158 235V230H156L155 228H152V227H150V226H152L151 225V221H150V219L152 218V216H154L155 215V213L157 214H160V215H162V214H164V216L162 215V217L163 218H167L168 219V217H169V221L170 222H173L172 223V225L173 224H175V225H171L172 227L169 229V227H167V230H169L170 231V233L172 234V233H174V234H172V235H174V236H172L173 238H176V237H180V235L181 236H185V234H186V232H184V231H182V230H184V229H181V228H183V227H181L180 226V223L178 224L177 222L180 220H182V219H184L185 218V216H183L184 215V213L182 214L181 213V211L183 210V211H185V209L182 207H180L179 205H177V204H175V205H173V204H170L171 205V207L168 205L169 203H166V204H164L163 205V207H161L160 209H158V206L160 205V204H156L155 202ZM251 201H253V199L251 198ZM88 202V203H87ZM209 202L211 203V204H209ZM215 202V201H214ZM213 202V203H214ZM13 203V204H12ZM19 203V204H18ZM43 205H42V204ZM208 203V204H207ZM39 204V205H38ZM86 204V205H85ZM13 205V206H12ZM25 205V206H24ZM156 205H157V208H156ZM166 205H168L167 207H166ZM203 205V206H202ZM207 205V206H206ZM246 205H249V206H247V208H246V210L248 209V207H249V209H250V205L251 204H246ZM245 205V206H246ZM43 208H42V207ZM88 206V207H87ZM92 206V207H91ZM21 207V208H20ZM27 207V208H26ZM160 207V206H159ZM166 207V208H165ZM168 207H170V208H168ZM172 207L174 208L173 210H172ZM17 208H19V209H17ZM84 208V209H83ZM88 208V209H87ZM90 208V209H89ZM151 208V209H150ZM155 208H156V212H155ZM162 208H165V209H162ZM176 208V209H175ZM181 210H179V209ZM137 209V210H136ZM167 209V210H166ZM169 209H171V211L169 210ZM249 209L247 210V211H249ZM6 210V211H5ZM10 210H11V212H10ZM22 210V211H21ZM83 210V211H82ZM138 210H140V211H138ZM151 210L153 211V213L154 214H152V212H151ZM164 210V211H163ZM177 210V211H176ZM178 210H179V212H178ZM9 211V212H8ZM33 211V212H32ZM84 211H87V212H85L87 215H86V217H87V219L85 218V213H84ZM163 211V212H162ZM168 211H170V214L172 213L174 216H173V219H172V217H171V219L173 220H170V216L172 215H169V212ZM174 213H173V212ZM26 212V213H25ZM118 212H119V214H121V215H119L118 214ZM140 212V213H139ZM144 212H145V214H144ZM151 212V213H150ZM167 212V213H166ZM175 212H177L176 213V215L177 216H179V214H180V216H183V217H181V219H179L180 218V216L177 218V216H176V218L174 219V217H175ZM33 213H35V214H33ZM256 213H258L257 211L255 212V210L252 212V216L254 215L256 218L258 217V215H259V213L258 214H256ZM12 214H13V216H12ZM82 214V215H81ZM141 216V217H139L138 218V216L139 215ZM182 214V215H181ZM8 215H10V216H8ZM142 215H143V218H142ZM148 215V216H147ZM75 216V217H76ZM132 216V217H131ZM144 216H146V217H144ZM149 216L151 217V218H149ZM253 216V217H254ZM14 218V219H12V218ZM80 218V219H79ZM118 218V219H117ZM135 218V219H134ZM145 218V219H144ZM148 218V219H147ZM163 218H161V219H163ZM165 218V219H166ZM9 219V220H8ZM86 219V220H85ZM124 219V221H122ZM131 219H133L134 221H136L137 219V221H136V223H134V221L133 220H131ZM166 219V220H167ZM76 220V221H75ZM140 220H141V223H139L140 222ZM167 220V221H168ZM177 220V221H176ZM83 221V222H82ZM127 221H128V224H127ZM175 221V222H174ZM179 221V222H180ZM183 221H185V220H183ZM183 221H181V223L183 222ZM156 222V221H155ZM135 224V225H133V224ZM143 223V224H142ZM143 226H142V225ZM161 224V223H160ZM145 225H146V227H145ZM195 225V224H194ZM133 226V227H132ZM134 226H136V227H134ZM140 226V227H139ZM161 226H163V225H161ZM160 226V227H161ZM176 226V228H175V230H174V228L173 227H175ZM196 227H197V225H195ZM195 226H193V225H190V224H188L187 225V227H186V230H196V228H195ZM139 229H138V228ZM141 227H143L142 229H145V230H142L141 229ZM163 227H165V226H163ZM1 229H3L2 227H0ZM80 228V227H79ZM78 228V232L80 233L81 231V234L80 235H82V234H85V233H87L88 232V229L86 228L85 229V227L83 228V227H81L80 229ZM134 228H136L135 230H134V232H133V230L132 229H134ZM150 228V229H149ZM152 228V229H151ZM162 228V227H161ZM173 228V229H172ZM0 229V240H2V237L4 236L3 234H5V233H7V232H5V230L3 229V230H1ZM153 230V231H152ZM155 230V231H154ZM171 230H172V232H171ZM180 230H181V232H180ZM3 231L5 232V233H3ZM142 231V232H141ZM144 231V232H143ZM177 231H179L180 233H183V234H179V232H177ZM14 232H15V230H14ZM136 232V233H135ZM140 232V233H139ZM149 232V233H148ZM151 232V233H150ZM78 233V234H79ZM135 233V234H134ZM142 233H144V234H142ZM155 233H157V234H155ZM176 233V234H175ZM131 234V235H132ZM142 234V235H141ZM147 234V235H146ZM149 234V235H148ZM175 235H178V236H176L175 237ZM140 236H141V238H140ZM145 236H148V237H145ZM146 238V239H145ZM140 239V240H139ZM26 240V239H25ZM144 240V241H143ZM141 241V242H140ZM142 241H143V243H142ZM169 242H166V243H164L165 245L166 244H168ZM1 244V243H0ZM51 243H49L48 245H50ZM53 244L55 245L56 243H52V246H53ZM124 244V243H123ZM126 244V246H130L131 244L130 243H125ZM128 244V245H127ZM138 244H139V246H138ZM145 244H147L146 245V247H145ZM163 244V245H164ZM193 244H194V242H193ZM193 244H189V246H188V250H189V247L191 248L192 246H194L193 248H191L192 250L193 249H195V244L193 245ZM47 244L45 245H43V247L45 246V247H47L48 246ZM164 245V246H165ZM1 246V245H0ZM51 246V245H50ZM49 246V247H50ZM67 246V247H66ZM126 246H118V248L117 247H111V249L112 248H114L115 250H119V248L121 249V250H119V251H115V250H113L114 251V253L116 252L117 254H114L112 257V259H111V263L109 262V264H117V261L115 260L114 262H113V260H114V258L115 259H117V260H119V258H121V257H123L124 255H126V253H125V251L127 252V250L129 249V248H127ZM58 247H59V249H58ZM82 248L81 249H83V251H82V253H84V254H87L88 252H89V247L88 246H81ZM123 247H125V248H123ZM17 248H20L19 246H16V247H14L13 248V250H10V252H9V254L11 255V256H13L14 254V256L13 257H16V258H18L19 256H20V254L18 253L19 251L17 250ZM64 248H65V250L66 251H68V253H69V251L70 252H72V250H73V248L71 247V246H69L68 245V243H64V245H61V246H55V250L56 249H58V250H56V253L58 254L57 256H59V255H62V257H61V259H63V263L65 264V261L67 260V257H66V255H65V253L66 254H68L65 250H64ZM67 248V249H66ZM70 248H71V250H70ZM117 248V249H116ZM89 249V250H88ZM124 249V250H123ZM126 249V250H125ZM191 249H190V251H191ZM122 250L124 251V252H122ZM60 252V253H59ZM73 252H74V250H73ZM98 252L99 251H97L96 252V254H94L93 253V256L94 257H96V258H102L103 256H101L102 254H98ZM175 252V251H174ZM180 251H178V250H176V252L175 253H172V257H174L176 260H180L179 262L181 263V264H186V262H188V257H187V253L186 254H184L185 252H183V253H179ZM64 253V254H63ZM81 253V252H80ZM81 253V254H82ZM100 253H103V251H100ZM121 253H123V254H121ZM18 254V255H17ZM83 254V255H84ZM104 254V253H103ZM119 254H121L120 256H119ZM176 254V255H175ZM182 254V255H181ZM17 255V256H16ZM63 255H65V256H63ZM186 256V257H184V256ZM100 256V257H99ZM128 256V255H127ZM127 256H124V258H121V260H119V261H123V263H121L120 262V264H130V262H129V259L127 258L126 260L127 261H125V260H123V259H125V257H127ZM182 257V258H181ZM59 258H60V256H59ZM65 258H66V260H65ZM186 258V259H185ZM182 259V260H181ZM183 259H184V262L185 263H182V261H183ZM119 261H118V264H119ZM84 264V263H83ZM131 264H132V261H131Z\"/></svg>", "mask_w": 264, "mask_h": 264}]
</instances>
